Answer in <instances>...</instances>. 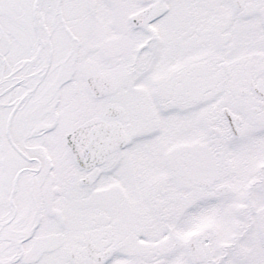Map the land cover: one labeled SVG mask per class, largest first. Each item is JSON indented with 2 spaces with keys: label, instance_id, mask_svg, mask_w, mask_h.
<instances>
[{
  "label": "snow or ice",
  "instance_id": "1",
  "mask_svg": "<svg viewBox=\"0 0 264 264\" xmlns=\"http://www.w3.org/2000/svg\"><path fill=\"white\" fill-rule=\"evenodd\" d=\"M0 264H264V0H0Z\"/></svg>",
  "mask_w": 264,
  "mask_h": 264
}]
</instances>
